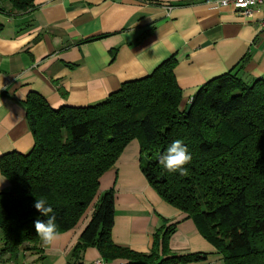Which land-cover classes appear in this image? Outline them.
<instances>
[{"label":"trees","instance_id":"obj_1","mask_svg":"<svg viewBox=\"0 0 264 264\" xmlns=\"http://www.w3.org/2000/svg\"><path fill=\"white\" fill-rule=\"evenodd\" d=\"M25 12L33 0H3ZM169 58L149 75L121 84L104 101L84 108L50 107L30 92L25 118L33 137L26 154L0 157V173L9 181L0 192V256L16 260L21 250L39 254L34 221H46L34 208L45 199L56 214L57 234L89 221L71 250L82 264L87 248H96L104 264H196L210 254L172 255V228H161L149 253H137L111 240L113 192L98 198L99 178L125 146L139 144L140 169L157 195L186 214L223 264H264V78L245 83L227 72L199 87L181 106V90ZM176 140L191 155L187 175L169 173L159 159Z\"/></svg>","mask_w":264,"mask_h":264},{"label":"crops","instance_id":"obj_2","mask_svg":"<svg viewBox=\"0 0 264 264\" xmlns=\"http://www.w3.org/2000/svg\"><path fill=\"white\" fill-rule=\"evenodd\" d=\"M263 11L257 6L243 15L207 0H33L30 9L15 12L0 0V157L26 154L33 146L23 104L30 92L52 108L93 106L169 58L176 61L182 107L199 87L227 72L245 83L264 78ZM140 163L132 140L99 178L96 198L113 192V243L149 253L158 230L171 227L170 254L208 253L196 264H223L192 220L157 195ZM0 180V192L7 191L1 173ZM89 216L58 234L53 245L40 241L39 254L23 249L16 260L1 255L0 264L71 263ZM2 238L0 231V246ZM95 261H102L99 252L87 248L81 263Z\"/></svg>","mask_w":264,"mask_h":264},{"label":"clouds","instance_id":"obj_3","mask_svg":"<svg viewBox=\"0 0 264 264\" xmlns=\"http://www.w3.org/2000/svg\"><path fill=\"white\" fill-rule=\"evenodd\" d=\"M192 157L188 152L186 146L182 141H174L168 148L164 155L159 159V163L169 173H179L180 175H187V165L191 161ZM3 180H0L2 182ZM47 201L45 199H35L34 208L42 216L46 217L45 220L37 218L34 221V227L37 236L40 238L44 247H49L58 239L56 214L51 206H46Z\"/></svg>","mask_w":264,"mask_h":264},{"label":"built area","instance_id":"obj_4","mask_svg":"<svg viewBox=\"0 0 264 264\" xmlns=\"http://www.w3.org/2000/svg\"><path fill=\"white\" fill-rule=\"evenodd\" d=\"M207 1L219 8L233 7L235 10H237V12L243 15H248L250 11L257 6H261L264 8V0H207ZM260 27L264 30V11L260 22ZM262 51L264 54V46ZM92 264H104V263L102 261H95Z\"/></svg>","mask_w":264,"mask_h":264},{"label":"rangeland","instance_id":"obj_5","mask_svg":"<svg viewBox=\"0 0 264 264\" xmlns=\"http://www.w3.org/2000/svg\"><path fill=\"white\" fill-rule=\"evenodd\" d=\"M255 245H256L257 247H259V248H264V243H261V242H259V241H257V240H256Z\"/></svg>","mask_w":264,"mask_h":264},{"label":"water","instance_id":"obj_6","mask_svg":"<svg viewBox=\"0 0 264 264\" xmlns=\"http://www.w3.org/2000/svg\"><path fill=\"white\" fill-rule=\"evenodd\" d=\"M191 109V103H187L186 107H185V112L188 113Z\"/></svg>","mask_w":264,"mask_h":264}]
</instances>
